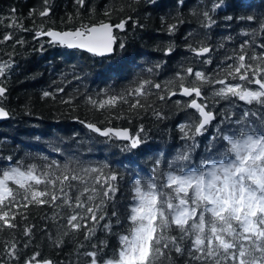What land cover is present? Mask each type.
<instances>
[{"label": "snow or ice", "instance_id": "obj_1", "mask_svg": "<svg viewBox=\"0 0 264 264\" xmlns=\"http://www.w3.org/2000/svg\"><path fill=\"white\" fill-rule=\"evenodd\" d=\"M76 2L85 6V0ZM224 5L225 0H214L210 9L200 12V26L211 29L216 25L213 14ZM235 6L245 7L242 0ZM15 11L12 9L13 13ZM49 11L46 7L39 15L48 16ZM112 11L105 9L104 15L110 16ZM192 15L197 12L194 10ZM72 19L70 16L69 21ZM161 19L164 22V18ZM233 19L255 26L250 24L239 34L245 39L232 50V55L225 57L216 73L195 70L192 66L182 67L163 85L152 79H141L130 90V95L150 98L151 89L163 88L167 95H158L157 100L163 102L179 94L189 99L176 101L178 108L185 112L192 110V113L177 126L184 141L183 149L171 159L164 158L161 153L147 174L142 175V170L132 172L123 217L117 201L120 181L124 180L121 171L108 164L83 163L73 157L63 164L57 160L25 164L21 160L0 169V233L4 227L21 228L14 221L17 217L27 221L30 207H48L56 209L51 217L53 222L58 218L66 220L67 231L61 238L54 239L49 234L53 247H62L66 242L63 237L86 229L84 242L76 248L75 264H79L81 255L87 264H264V43L259 42V38L264 37V11L224 17L225 21ZM129 22L133 27H143L128 16L115 25L104 21L80 23L66 31L45 30L41 26L35 35L50 37L49 44L53 46L81 49L96 57H106L115 52L117 44L121 50L125 48L114 29L124 31ZM182 23V19L176 18L174 23L167 25V32L174 35ZM9 26L22 28L16 18ZM194 35L189 33L188 37ZM11 39V34L3 37V41ZM186 48L195 58L207 56L202 63H212L213 48L206 37L186 44ZM174 49V43H169L163 51L170 55ZM14 63L11 58L0 61V77L6 78ZM155 67L158 69L161 64ZM221 72L223 78L217 79ZM189 78H192L190 84L186 83ZM213 85L218 87H212L205 95V87ZM7 91L0 82V100L6 97ZM52 95L48 91L42 93L43 97ZM122 100L127 103L123 95H112L99 102L88 97L89 102L98 103L101 108ZM221 101L230 105L243 102L251 107L237 116L231 107L217 111L216 105ZM62 103L71 104L72 98ZM137 108L144 112L151 109L152 115L159 120L167 118L154 104L141 103L139 99L129 103L130 112L135 113ZM9 116V111L0 106V119ZM211 127L216 131L205 146L206 155L196 162L193 154L200 146L199 138ZM87 128L105 138L123 141V152L131 153L147 146L143 125L134 132L129 128H101L94 123H88ZM20 208L25 211H19ZM65 208L70 210L67 216L62 215ZM35 228V224L23 225L22 235L28 240L23 244L24 249L31 244ZM117 228L120 230L116 231ZM98 230L106 236H114L116 246L111 247L108 239L97 240ZM93 240L97 242L92 243ZM86 243L90 244V250L81 253ZM3 246L5 251L0 256V264L20 260L15 231L11 242L4 241ZM40 255L39 251L35 252L25 258L23 264H56L52 259H39Z\"/></svg>", "mask_w": 264, "mask_h": 264}, {"label": "trees", "instance_id": "obj_2", "mask_svg": "<svg viewBox=\"0 0 264 264\" xmlns=\"http://www.w3.org/2000/svg\"><path fill=\"white\" fill-rule=\"evenodd\" d=\"M213 2L214 0H85V6L81 7L76 0H47V3L45 0H0V61H8L10 58L15 61L7 77H0V82L8 89L6 97L0 101L11 114L8 120L0 123V169L21 160L25 164H42L51 160L63 164L69 157L83 163L108 164L124 175V180L120 181L121 190L117 194L118 209L123 217L129 198L128 180L132 172L142 170V175L147 174L161 153L164 158L171 159L178 150L183 149L184 141L180 138L177 126L192 113V110L185 112L178 108L176 101L187 100V97L179 94L166 98L163 102L157 100L158 95H167L163 88L151 89L153 95L150 98L130 95V90L141 79H152L163 85L176 72L181 71L182 67L192 66L195 70L216 73L223 66L225 57L232 55V50L243 42L245 37L239 34L251 24L237 19L225 21L224 17L264 11V0H242L245 7L235 6L238 0H225L224 7L213 14L217 24L211 29H204L200 26L202 17L199 13L210 9ZM249 4L252 5L251 8L247 7ZM46 7L50 9L49 15L40 16L39 13ZM121 8L123 11L119 10ZM12 9L16 10L15 13ZM105 9L113 10L110 16L104 15ZM194 10L197 15H192ZM70 16L73 18L71 21ZM128 16L143 27H133L132 22H129L126 30L116 29L115 34L125 43V48L121 50L117 44L115 52L106 57H96L81 49L53 46L49 44V37L35 35L41 26L47 30L52 27L75 28L80 23L92 24L105 20L119 23ZM13 18L22 24V28L9 26ZM161 18H164V22ZM176 18L182 19L183 23L178 26L174 35H170L167 25L174 23ZM251 26L254 27L255 24ZM189 33L195 35L188 37ZM6 34H11L12 39L3 41ZM229 36L233 39L226 40ZM205 37L213 48L210 53L211 64L202 63L207 56L195 58L186 48V44ZM18 40H23L24 43L18 44ZM259 42L264 43V37L259 38ZM169 43H174L175 49L170 55H165L163 49ZM221 44L223 47H220ZM257 51L260 49L257 48ZM157 63L161 64L158 69L155 67ZM149 68L153 70L151 73L147 71ZM223 76L224 73L221 72L216 78L221 79ZM191 79L186 83L190 84ZM212 87L218 86L205 87V95L211 92ZM59 88L64 91L58 92ZM44 91L53 95L43 97ZM112 95H123L127 103L122 100L115 105L105 104L101 108L98 103L88 101V97L99 102ZM69 97L72 98L71 104L62 103ZM136 99L141 103L154 104L167 118L157 119L152 115L151 109L144 112L137 108L135 113L130 112L129 103H135ZM221 103L223 108L231 107L235 112L232 107L238 102L234 105L227 101L219 104ZM119 115L127 118L116 119ZM87 122L100 126H125L133 132L143 125L147 146L131 153L123 152V141L108 139L91 131L87 128ZM205 155V150H196L193 154L194 161L199 162ZM18 210L25 211L23 208ZM55 211L54 208L33 206L27 210V221L19 217L14 221L21 228L12 230L4 227L0 233V256L5 251L4 241L11 242L15 231L20 260L12 261L11 264L23 263L25 258L37 251L41 254L39 259L51 258L56 264H75L76 248L79 243L84 242L86 229L74 236L69 234L63 237L66 242L62 247H53L49 234L54 239H59L67 231L64 227L66 220L58 218L53 222L51 219ZM110 211L109 207V215ZM69 214L70 210L67 208L62 212L63 216ZM25 223L36 225L32 242L27 249L23 248V244L28 242L22 235ZM96 236L97 240L108 239L111 247L116 246L114 236H106L101 230L97 231ZM88 250L90 244L86 243L80 252ZM79 264H87L82 255L79 257Z\"/></svg>", "mask_w": 264, "mask_h": 264}, {"label": "flooded vegetation", "instance_id": "obj_3", "mask_svg": "<svg viewBox=\"0 0 264 264\" xmlns=\"http://www.w3.org/2000/svg\"><path fill=\"white\" fill-rule=\"evenodd\" d=\"M188 99L189 98H187V100ZM222 106H223L222 103L218 104L216 106V110L219 111V109L220 110L225 109ZM248 107H251V106L245 105L243 102H238L237 104L234 105V107H232V109H235V113L238 116L242 111H244ZM218 122H219V118L217 120V123ZM215 131H216L215 127H211V128H209L208 133L205 136L199 138L200 146L196 149L197 151L201 150V149L205 150V146L208 144L211 136L215 133Z\"/></svg>", "mask_w": 264, "mask_h": 264}, {"label": "water", "instance_id": "obj_4", "mask_svg": "<svg viewBox=\"0 0 264 264\" xmlns=\"http://www.w3.org/2000/svg\"><path fill=\"white\" fill-rule=\"evenodd\" d=\"M104 22H110V23L113 24V25L118 24V23H113L111 20H105ZM94 23H99V22H94ZM94 23H92V24H94ZM49 29H54V30H57V31H66V30L74 29V28L61 29V28H55V27H52V28H49ZM47 30H48V29H47ZM115 30H116V29H114V33H115ZM49 38H50V37H49ZM83 51H85V50H83ZM108 56H110V55H108ZM0 106H3L6 110L9 111V109H8L7 107H5L4 105H2L1 101H0ZM9 113H10V111H9ZM10 117H11V114H10V116H9L8 118L0 119V123L3 122V121L8 120ZM88 123H92V122H87L86 125H87ZM94 124H96V123H94ZM96 125H97L98 127H101V128H105V127L129 128V127H125V126H124V127H123V126H112V125H108V126H100V125H98V124H96ZM129 129H130V128H129ZM45 259H51V258H45ZM41 260H43V259H41ZM52 260H53V259H52ZM13 264H23V263H13Z\"/></svg>", "mask_w": 264, "mask_h": 264}]
</instances>
